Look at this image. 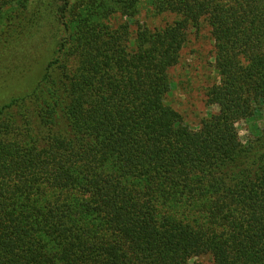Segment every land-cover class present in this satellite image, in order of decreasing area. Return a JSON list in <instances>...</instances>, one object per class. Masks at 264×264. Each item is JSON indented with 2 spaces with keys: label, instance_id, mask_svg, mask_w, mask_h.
<instances>
[{
  "label": "trees",
  "instance_id": "obj_1",
  "mask_svg": "<svg viewBox=\"0 0 264 264\" xmlns=\"http://www.w3.org/2000/svg\"><path fill=\"white\" fill-rule=\"evenodd\" d=\"M143 1L0 0V58L56 44L0 107V264H264V0ZM202 28L193 127L168 97Z\"/></svg>",
  "mask_w": 264,
  "mask_h": 264
},
{
  "label": "rangeland",
  "instance_id": "obj_2",
  "mask_svg": "<svg viewBox=\"0 0 264 264\" xmlns=\"http://www.w3.org/2000/svg\"><path fill=\"white\" fill-rule=\"evenodd\" d=\"M149 6L144 0L137 19L138 24L148 25L151 20L148 21V16L151 15ZM158 20L154 24H158ZM132 28H136V23ZM38 35L29 41L13 40L8 47L2 50L0 107L9 103L16 96L28 93L41 79L45 65L53 57L56 44L51 34L44 35V38ZM189 39L183 50L181 64L173 70L175 77H180L181 81L179 86L173 89L168 101L182 113L188 125L195 127L216 110V107L208 105L204 98V87H207L211 80L208 66L214 40L207 28H202L198 33L191 34ZM240 131L242 136L246 134L247 125L245 122L241 123ZM203 261L210 263L209 258H203Z\"/></svg>",
  "mask_w": 264,
  "mask_h": 264
}]
</instances>
